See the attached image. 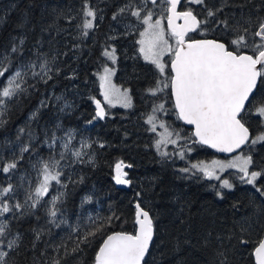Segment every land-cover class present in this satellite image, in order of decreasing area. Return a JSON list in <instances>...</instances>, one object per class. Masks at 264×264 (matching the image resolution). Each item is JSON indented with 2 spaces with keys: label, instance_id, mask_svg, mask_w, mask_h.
Masks as SVG:
<instances>
[{
  "label": "trees",
  "instance_id": "trees-1",
  "mask_svg": "<svg viewBox=\"0 0 264 264\" xmlns=\"http://www.w3.org/2000/svg\"><path fill=\"white\" fill-rule=\"evenodd\" d=\"M127 2L88 0L89 7L96 10V23L87 38H80L78 26L85 19L84 0H0V18H3L0 51L9 47L14 37L23 36L25 58L34 59L37 51L50 61L55 57L52 79L47 83L30 81L36 84L35 88H30L11 106L8 122L0 128V143L5 139L14 141L17 129L27 124L42 137L43 129H51L59 123L62 129L74 131V147L79 148L82 140L91 144L86 151L93 161L75 164L67 170L77 178L83 177L82 183L70 185L62 205L67 224L60 229L52 228L42 210L38 213L39 219L28 217L13 221V233L21 235V244L10 254L11 264H52L53 258H61V264H93L95 253L107 234L135 231V204L138 201L156 218L155 238L146 258L147 264H212L218 249L226 252L229 264H252L251 249L260 235H264V203L250 185L235 179L234 172L230 178L236 187L230 192L225 190V198L221 200L211 186L216 181L198 178L200 174L189 177L179 171L188 166L176 154L181 145L186 153L191 148L189 158L192 161H209L222 156L199 144L186 143L193 138V130L177 118L170 90L157 96L148 93V89L163 77L140 57L137 30L142 31L143 26L127 14L112 19ZM207 3L217 7L224 3L220 15L232 17L230 23L243 22L242 18L249 17L254 21L258 14L264 15V0H207ZM190 35L203 38L195 33ZM211 37L212 33H209ZM109 47H114L117 53L116 83L130 90L133 103L129 110H107L106 118L100 120L94 119L93 98L100 100L106 110L97 73L108 63L103 51ZM254 94L257 101L264 98V86L258 85ZM41 101L47 106L41 108ZM65 103L71 107L64 108ZM159 103H164L169 110L166 120L172 131L179 132L182 137L177 147L169 149L171 155L167 157L157 151L158 136L145 123ZM38 109L37 119L29 121L30 115ZM248 122L253 132L259 130L255 117ZM58 135H63V131ZM101 143L104 147L99 146ZM256 148L254 160L264 165V145ZM38 152L45 158L49 155L46 146L39 147ZM8 154L6 152L5 156ZM119 161L132 165L123 169L128 173L130 185L115 183L114 168ZM31 162L25 154L13 182L25 174L35 178ZM225 177L229 178V173ZM5 182L4 174L0 173V184ZM86 196L91 197V202L82 204ZM96 225L102 226V231L90 238V244L82 245L83 251L78 254L63 256V250L60 253L52 250V245L62 240L71 248L72 240L68 237L72 235L73 227L79 226L83 232ZM242 225L246 229L243 233L240 231ZM36 228L42 232L40 240H35L33 229ZM233 232L235 235L229 239ZM241 235L252 243L242 245L239 242ZM218 238L223 240V245Z\"/></svg>",
  "mask_w": 264,
  "mask_h": 264
},
{
  "label": "snow or ice",
  "instance_id": "snow-or-ice-1",
  "mask_svg": "<svg viewBox=\"0 0 264 264\" xmlns=\"http://www.w3.org/2000/svg\"><path fill=\"white\" fill-rule=\"evenodd\" d=\"M224 7V3L218 7L209 6L207 0H128L112 19L127 14L143 26L142 31L137 30L140 36L136 41L140 46L138 51L163 77L148 89V93L157 96L170 90L177 118L193 127V138L186 143L206 146L230 157L213 160L211 164L193 163L179 171L189 177L200 174L198 178L216 181L211 186L221 200L225 198V190L230 192L236 187L230 178L234 172L235 179L243 185H250L264 203V165L258 164L253 157L256 146L264 145V98L257 101L254 94L258 84L264 86V15L258 14L254 21L249 17L242 18L243 22L236 20L230 23L232 17L220 15ZM83 16L85 19L78 26L79 37L87 38L96 20V10L89 7L88 0H84ZM2 22L3 18H0ZM190 33L203 38L197 39ZM209 33H212L211 38ZM24 46L23 36L14 37L10 46L0 51V128L7 124L11 106L30 88H35L36 84L30 81L47 83L53 76L55 57L50 61L37 51L34 59L25 58ZM115 52L114 47H109L103 55L115 63ZM165 56L170 58L169 61H164ZM166 68L170 69L167 73ZM114 71L106 66L99 76L104 102L111 106L119 103L123 107H131L128 91H121L112 83ZM55 73H59L58 68ZM93 100L96 108L94 119H105L108 113L102 102ZM46 106V102L41 101L40 107ZM70 107L65 103L64 108ZM38 112L39 109L34 111L29 121H35ZM157 113L167 115L169 110L164 103L153 107L152 114L145 121L152 132H156L157 120H160ZM252 117L256 118L259 126L256 132L251 130L248 122ZM158 126L165 128L166 137L156 141L157 151L162 144H177L182 139L179 132L168 131L162 120ZM61 131L63 135H58ZM173 136L175 139H172ZM75 139L74 131L62 129L59 123L51 129H43L42 137L27 124L17 129L14 141L5 139L0 143V173L6 178V182L0 184V264H11L10 254L20 248L21 235L13 233V221L28 217L39 219L38 213L42 210L52 228L60 229L68 223L62 205L70 185L74 187L82 183L83 177L77 178L67 170L75 164L93 163L86 151L91 144L82 140L76 148L72 145ZM44 146L49 149L46 158L38 152V148ZM99 146L104 147L102 143ZM187 150L191 151V148ZM6 152L8 156H5ZM25 154L32 161L35 178L25 174L19 176V181L13 182L12 178L19 174V165ZM160 154L164 157L171 155L168 152ZM176 154L181 159L185 158L184 145ZM130 167L132 165L123 161L115 164L116 184H131L127 179L128 173L123 170ZM226 172L229 178L224 177ZM90 202L91 197L86 196L81 203ZM155 220L150 209L143 207L142 202H136L135 231L107 234L95 253L93 264H147L145 257L149 255L155 235ZM48 231L51 233V229ZM101 231L100 225L83 232L79 226L73 227L72 235L68 237L72 240L71 248L62 240L52 245V250L56 253L63 250V256L78 254L83 251L81 246L90 244V238ZM240 231H246L243 225ZM33 232L35 240H40L41 230L36 228ZM234 235V232L230 233L229 239ZM239 242L242 245L252 243L243 235L239 236ZM220 243L223 245L222 239ZM251 256L252 264H264V235H260L255 242ZM52 264H61V258H53ZM212 264H229L226 252L218 249Z\"/></svg>",
  "mask_w": 264,
  "mask_h": 264
},
{
  "label": "rangeland",
  "instance_id": "rangeland-1",
  "mask_svg": "<svg viewBox=\"0 0 264 264\" xmlns=\"http://www.w3.org/2000/svg\"><path fill=\"white\" fill-rule=\"evenodd\" d=\"M94 23H96V20H95ZM164 23H165V22H164ZM165 26H166V25H165ZM173 44H174V42H173ZM115 56H116V61H115V63H112L111 60H109L108 58H106V59L108 60V63H107L106 66L115 70V71H114V75H112V77H111L112 83H113L117 88H119L121 91H124V90H127V91H128V94H129V96H130V98H131V105H132V103H133V99H132V95H131L130 90H129V89H124V88L120 87V86L116 83V73H117V53H116V52H115ZM140 57H141V59H142L143 62L148 63V62H146V61L143 59V56H142V55H140ZM167 58H168V56H165V57L163 58L164 61H166ZM166 62H167V61H166ZM149 64H150V63H149ZM151 65H152V64H151ZM106 66H105V67H106ZM152 66L155 68L154 65H152ZM105 67H104V68H105ZM104 68H103L101 71H99V72L97 73V79H98V81H99V85H100L99 76H100L101 74H103ZM155 69H156V68H155ZM156 70H157V69H156ZM157 71H158V70H157ZM166 73H167V68H166ZM159 74H160V73H159ZM100 89H101V88H100ZM101 94H102V90H101ZM102 97H103V95H102ZM103 101H104V97H103ZM105 104H106V106H107L108 111H109V110H113V109H115V108H122V109H125V110H129V109H131V107H132V106H131V107L126 108V107H123V106H122L121 104H119V103H116L114 106L108 105L107 103H105ZM107 109H106V110H107ZM156 115L160 117V120H157V128H156V132H155V133L157 134V136H158V139H157V141H158V140H160V139L166 137L165 128H161V127L158 126L161 120L166 124L168 131H172V129L170 128V125H169L168 121L166 120V118H167L166 115H163V114H161V113H157ZM172 139H175V136H173ZM180 141H181V140H180ZM180 141H179L177 144H171V143L162 144V145H161L160 152H168V153H169V149L172 148V147H173V148H174V147H177L178 144L180 143ZM191 154H192V152H191V151H188V152L186 153L184 159H181V158H180L181 160L186 161V162L188 163V166H190V165L193 164V163H200V162H203V163H205V164H211V162H212L213 160H227V159L230 158V157H222V158H218V157H216V158H213V159H211V160H209V161H192V160L189 158ZM229 171H230V172H233V170H229ZM227 173H228V172L224 173V177H225V175H226ZM225 178H226V177H225Z\"/></svg>",
  "mask_w": 264,
  "mask_h": 264
},
{
  "label": "water",
  "instance_id": "water-1",
  "mask_svg": "<svg viewBox=\"0 0 264 264\" xmlns=\"http://www.w3.org/2000/svg\"><path fill=\"white\" fill-rule=\"evenodd\" d=\"M259 85V84H258ZM258 85H257V87H258ZM182 123H183V125H185L187 128H189V129H192L193 130V127L192 126H190V125H186V124H184V122L183 121H181ZM203 147H205V148H207V149H209L212 153H214V154H216V155H219V156H224V157H229L228 156V154H224V153H219V152H216L214 149H211V148H208V147H206V146H203ZM232 155H235V153L234 154H232ZM122 186V185H121ZM154 238H155V235H154ZM154 238H153V241H154ZM152 244H153V242H152ZM152 246V245H151ZM151 246H150V249H151ZM147 258V256L145 257V259Z\"/></svg>",
  "mask_w": 264,
  "mask_h": 264
}]
</instances>
